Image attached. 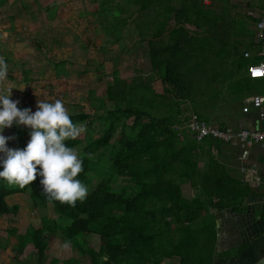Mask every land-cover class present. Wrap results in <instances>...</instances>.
<instances>
[{"label": "trees", "instance_id": "16d2710c", "mask_svg": "<svg viewBox=\"0 0 264 264\" xmlns=\"http://www.w3.org/2000/svg\"><path fill=\"white\" fill-rule=\"evenodd\" d=\"M93 1L99 6L100 19L110 22L104 24L109 43L120 41L127 22H136L139 39L147 43L152 74L127 80L116 67L106 97L98 99L100 108H105L102 113H69L73 122L88 124V128L101 122L99 133L87 128L83 135L66 140L83 158L78 178L87 187L97 180L84 200L74 206L49 200L39 174L23 187L0 178V215L17 211V204L7 202L15 193H27L36 208L52 205L57 214L43 215L40 226L30 225L24 233L16 226L9 229L8 234L17 240L14 249L21 253L32 244L43 264L48 258L49 234L69 243L90 264H213L215 212L242 204L249 188L212 151L226 141L210 136L197 140L184 127L192 114L209 122L210 98L194 94L193 71H199L203 79L210 76V69L194 65L199 56L194 58V32L187 25L209 26L210 9L203 0ZM262 1L258 3L261 9ZM248 35L252 40L246 49L251 50L256 45L255 33L250 30ZM200 51L202 60L206 59L207 49L202 46ZM234 53L233 74H239V84L255 88L260 78H252L247 68L260 57H245L239 46ZM65 64L57 63L56 69L64 71ZM155 78L161 80L163 93L152 88ZM107 100L112 108L106 107ZM184 104L189 105V115L181 109ZM5 135L16 136L8 141L15 148L30 139L26 126ZM191 187L197 193L187 198L184 190ZM92 235L99 236L98 248L90 245ZM48 264H80V260L52 257Z\"/></svg>", "mask_w": 264, "mask_h": 264}, {"label": "rangeland", "instance_id": "374dc122", "mask_svg": "<svg viewBox=\"0 0 264 264\" xmlns=\"http://www.w3.org/2000/svg\"><path fill=\"white\" fill-rule=\"evenodd\" d=\"M98 9L93 0H5L4 3L0 0V57L8 65L7 77L0 80V92L13 88L12 98L21 101L18 107H31L33 111L38 99H61L69 113L84 111L93 116L102 113L105 108H100L98 99L106 97L114 68L119 69L122 78L130 80L149 73L150 67L147 45L134 32L136 22H127L120 41L109 43L104 24L110 22L100 19ZM61 61L66 63L64 71L56 69ZM152 84L153 89L161 90L160 81ZM197 84L199 89L204 86ZM106 107L112 108L113 103L107 100ZM81 126L83 135L88 124ZM24 127L13 124L4 134ZM88 130L99 133L101 122L95 121ZM76 150L79 154L80 150ZM96 181L88 186V191ZM7 202L19 208L15 213L0 215V264H41L32 244L21 253L14 249L17 240L8 230L16 226L19 233H24L30 225L40 226L43 215L57 217V214L52 205L34 207L27 193L12 194ZM46 238L48 258L43 264H48L52 257H76L80 264H90L88 257H80L69 243L49 234ZM89 242L98 248L99 236H90Z\"/></svg>", "mask_w": 264, "mask_h": 264}, {"label": "crops", "instance_id": "0c3cea01", "mask_svg": "<svg viewBox=\"0 0 264 264\" xmlns=\"http://www.w3.org/2000/svg\"><path fill=\"white\" fill-rule=\"evenodd\" d=\"M203 2L210 9V25L204 24L202 28L187 25V28L194 32V58L195 55L199 56L194 59V65H207L210 76L202 79L199 71H193L194 94L210 98L206 109L210 123L234 131L241 128L261 129L264 127V120L258 117L257 109L250 106L249 111L245 112L243 107L253 95H264V77L259 79L261 81L255 88L248 89L239 84V74H233L236 59L234 51L238 46L243 51L249 50L246 46L252 40L248 35L250 30L255 33L253 41L256 44L255 48L250 50L251 56H258L255 20L261 11L259 0H250L248 3L242 0ZM248 10L254 14H250ZM137 15L136 13L133 17ZM129 23L134 22L131 20ZM149 30V27H146V31ZM202 46L208 53L207 58L203 60L200 57ZM146 56L150 67L148 54ZM146 74H152L151 67ZM159 81L161 82L155 78L153 83ZM201 81L204 86L199 89L197 83ZM206 84L210 86L207 87ZM154 90L163 93V85L161 90ZM181 109L189 115L188 104H184ZM212 151L215 157L229 168L233 177L249 188V194L242 204L215 212L216 243L213 264H264V147L260 143L242 147L235 139L230 143H221L218 148L213 147ZM196 193V189L192 187L184 190V196L187 198H193Z\"/></svg>", "mask_w": 264, "mask_h": 264}, {"label": "clouds", "instance_id": "9594fccd", "mask_svg": "<svg viewBox=\"0 0 264 264\" xmlns=\"http://www.w3.org/2000/svg\"><path fill=\"white\" fill-rule=\"evenodd\" d=\"M7 73V62L0 57V80ZM12 89L0 92V178L23 187L39 174L42 191L49 200L74 206L87 197L88 187L78 178L83 158L66 140L79 136L82 126L73 122L61 99H38L33 111L31 107H18L21 101L12 98ZM13 124L29 129L30 139L23 148L8 144L16 136L5 135L4 130Z\"/></svg>", "mask_w": 264, "mask_h": 264}, {"label": "built area", "instance_id": "2783aa9c", "mask_svg": "<svg viewBox=\"0 0 264 264\" xmlns=\"http://www.w3.org/2000/svg\"><path fill=\"white\" fill-rule=\"evenodd\" d=\"M248 3L250 0H242ZM264 4V0H263ZM250 14H254L251 10H248ZM256 38L258 41V57L260 60L257 62H251L248 65L247 71L252 78L264 77V6L261 9L256 22ZM250 50L244 51L245 57H251ZM253 106L257 109L258 117L264 120V95H253L243 107V111L247 112ZM186 127L197 140H202L205 137L218 138L223 141L238 140L242 147L251 145L252 143H260L264 147V127L261 129H248L241 128L238 131L232 129H222L219 126L200 119L196 114H192L191 117L185 122Z\"/></svg>", "mask_w": 264, "mask_h": 264}, {"label": "water", "instance_id": "95a60500", "mask_svg": "<svg viewBox=\"0 0 264 264\" xmlns=\"http://www.w3.org/2000/svg\"><path fill=\"white\" fill-rule=\"evenodd\" d=\"M257 264H259V263H257Z\"/></svg>", "mask_w": 264, "mask_h": 264}]
</instances>
